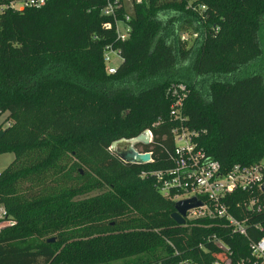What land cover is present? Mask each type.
Here are the masks:
<instances>
[{"label":"trees","instance_id":"obj_1","mask_svg":"<svg viewBox=\"0 0 264 264\" xmlns=\"http://www.w3.org/2000/svg\"><path fill=\"white\" fill-rule=\"evenodd\" d=\"M105 4L52 0L0 12V112L9 123L0 155L14 157L0 173V203L12 217L0 230V264L166 263L171 245L200 242L210 220L176 225L175 202L142 176L171 166L173 85L187 88L183 125L224 172L264 159V74L252 71L264 0H146L134 5L124 42L102 27ZM186 29L197 34L191 44L180 40ZM107 45L123 59L113 75ZM145 130L152 143L136 149L152 163L126 164L109 151ZM235 195L232 204L251 194ZM250 219L260 226L254 239L264 238V213Z\"/></svg>","mask_w":264,"mask_h":264},{"label":"built area","instance_id":"obj_2","mask_svg":"<svg viewBox=\"0 0 264 264\" xmlns=\"http://www.w3.org/2000/svg\"><path fill=\"white\" fill-rule=\"evenodd\" d=\"M51 1L0 0V12L39 9ZM145 1L128 0L130 5L127 7L124 0H106L101 15L110 20L102 27L106 30L114 29L117 39L126 41L132 30L130 15L134 5ZM123 8H126L127 13L118 19L117 14ZM202 9L204 10L203 7ZM113 57L118 59V64L113 63ZM122 61L119 49H114L111 45L104 47L103 63L106 74H115ZM167 95L172 99L169 117L179 122V125L171 130L173 147L171 150H165L171 166L155 172L142 173V176H154L157 190L163 197L171 198L174 202L194 198L201 203L199 207L187 211L184 224L178 226L202 218L210 222L204 228L205 235L201 236L200 242L194 248L180 251L170 244L173 251L171 256L167 257L169 259L166 263L159 261L145 264H264V238L254 239L253 233L257 232L260 226L250 219L264 213V159L248 167L235 165L224 172L217 161L198 148L196 140L200 133L183 125L185 118L182 108L187 97L186 86L173 85ZM6 115L7 113L0 112V117ZM4 121L5 118L0 122V128L9 126V123ZM151 161L153 162L152 158ZM242 192H250L251 195L242 202L236 201L232 204V201L238 198L235 194ZM11 219L0 203V226H8L12 222ZM236 237L245 238L248 246L237 248L228 244L229 240ZM237 253L243 255L239 256ZM186 254L189 256H185Z\"/></svg>","mask_w":264,"mask_h":264},{"label":"water","instance_id":"obj_3","mask_svg":"<svg viewBox=\"0 0 264 264\" xmlns=\"http://www.w3.org/2000/svg\"><path fill=\"white\" fill-rule=\"evenodd\" d=\"M149 136L150 132L145 130L135 138L119 139L111 143L109 151L126 164L143 165L151 163V155L149 153H140L136 149V145H149ZM200 205L201 203L194 198L177 201L174 204V212L171 218L176 225H183L187 211Z\"/></svg>","mask_w":264,"mask_h":264},{"label":"rangeland","instance_id":"obj_4","mask_svg":"<svg viewBox=\"0 0 264 264\" xmlns=\"http://www.w3.org/2000/svg\"><path fill=\"white\" fill-rule=\"evenodd\" d=\"M124 2H125L127 7L130 5L128 0H124ZM194 34L195 33L194 32L192 33V31H190V29L189 30L186 29V30H182L179 33V37H180L181 41H187L188 44H191L193 42V40L197 37V36H194ZM183 35H187V36H183ZM258 36H259V42H260V46H261V50H262V55L258 58L257 62L253 64L252 71L264 74V19L262 21ZM113 63L118 64L119 63L118 59L113 57ZM4 118L6 119L5 116L0 117V122H2V120ZM3 130H4V127L0 128V132H3ZM13 159H14V157H13V154H11V153L0 155V173L13 161ZM97 194H99V192L94 191V192L90 193L89 196H95ZM11 225H12V222L10 224H8V226H0V230L7 228ZM144 260H145L144 256H138V257H134V258L128 259L126 261H123L119 264H139Z\"/></svg>","mask_w":264,"mask_h":264}]
</instances>
